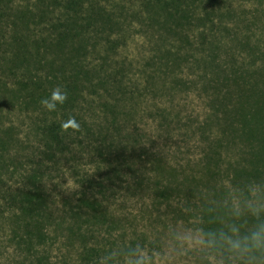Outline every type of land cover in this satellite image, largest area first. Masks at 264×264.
<instances>
[{
	"label": "trees",
	"instance_id": "1",
	"mask_svg": "<svg viewBox=\"0 0 264 264\" xmlns=\"http://www.w3.org/2000/svg\"><path fill=\"white\" fill-rule=\"evenodd\" d=\"M222 2L231 4L230 0H26L22 4L0 0V264H95L117 244L141 243L145 237L134 228L137 214L129 219L108 207L119 191L145 189L154 196L153 206L159 199L182 198L175 208L168 206L173 222L185 217L183 207L199 210L203 194L216 192L210 182L216 175L217 139L204 132L220 121L213 108L218 110L220 85L230 80L227 71L235 63L228 51L253 48L247 34L240 36L224 26L225 32L216 35L211 30L216 26L213 20L206 27L205 21L212 16L235 15L229 8L223 12L218 6ZM44 18L50 23V37L34 36L35 27L30 25ZM128 18L144 24L145 40L152 41L153 54L144 61L151 73L143 86L125 83L123 59H108L116 43L106 34ZM192 24L203 25L193 29ZM86 31L91 32L90 55L97 57V64L85 65L82 60L88 38L81 33ZM118 37L117 42L126 39ZM166 75L168 106H158L156 112L161 122L168 119V127L184 112L180 92L193 89L199 97L206 95L205 105L199 99L197 110L188 114L194 118L187 120L189 126L193 122L203 126L199 154L174 163L155 152L146 175V166L142 169L131 159L137 150L131 146L128 151L124 144L136 139L135 131L125 132H130L129 125L137 116L141 93L158 97ZM57 86L67 91L68 98L49 112L40 101ZM5 107L21 124L22 117L27 120L26 138L35 139L38 146L31 152L12 126H1ZM205 111L209 112L205 119L197 122ZM70 116L79 122L80 131H62L61 124ZM71 143L76 144V148L71 146L70 160L75 164L69 171L74 170L81 185L65 195L55 185L58 199H54L46 189L44 167L56 166ZM83 151L89 152L92 170L77 174L76 163L84 159ZM26 163L29 170L24 169ZM124 169L133 184L121 188ZM120 197L118 206L126 205L125 196Z\"/></svg>",
	"mask_w": 264,
	"mask_h": 264
},
{
	"label": "rangeland",
	"instance_id": "2",
	"mask_svg": "<svg viewBox=\"0 0 264 264\" xmlns=\"http://www.w3.org/2000/svg\"><path fill=\"white\" fill-rule=\"evenodd\" d=\"M25 1L16 0V3L22 4ZM108 1L110 0H104V2ZM230 1L231 4L222 2L218 6L225 13L228 11L227 8L235 10V15L223 19H220L219 15L212 16V19L208 20L209 24L205 21V25L209 28L213 20L216 26H213L211 30L216 35L219 32H225L224 26L229 32H237L240 36L247 34L250 45L253 48L252 50H248L242 47H234L228 51V54L233 56L235 63L233 69L228 68L227 71L230 75V80L222 82L220 85V104L218 110L215 111L213 108V114L219 116L220 121H217L212 128H207L204 132L205 136L209 132L217 139L215 143L218 154L215 165L216 175L214 180L210 182L215 187L217 193L222 190V185L228 181L236 184L249 178H264V0ZM29 2H33V0H29ZM239 8L244 10L243 14H239ZM251 11L252 13H250ZM49 24L46 18L41 19V22L38 24H31V28L35 27V32H32V34L39 37L49 36L51 33L47 32ZM201 25L192 24V27L195 29ZM145 32H147L146 27L144 24L139 23L138 19L128 18L119 28H116V31L107 32L106 34L112 43H116L108 56L109 61L110 56L124 60L121 64L124 63L126 67L125 83L132 84L136 82V84L140 83V86H143L142 83L145 76L151 73L149 66L144 65V61L152 56L153 51L151 48L153 46L151 45V40L150 42L148 40L146 42L145 38L147 37ZM81 34H84V37L89 40L85 44L86 52L82 58L84 64H97V57L92 54L90 55L91 32L86 31ZM119 34L126 39L117 42ZM165 47L168 48V44ZM41 50L44 51V48ZM128 63H131L130 67ZM41 72L44 73L42 68ZM163 73H166V71H163ZM178 73L176 72L177 75ZM163 85L164 89L157 90L156 94H159L158 97H154L146 91L141 93L142 96L139 98L141 103L136 106L137 116H135L134 122L129 125L128 131L130 132H125L133 133L131 132V128L135 131L133 134L136 136V139L125 140L124 144H127L128 151L131 146H134L137 152H139V154H136V152L131 159L142 169L143 166H146V175L149 168L147 164L151 162L150 160L153 158L151 155L155 152H162L164 158L174 163L181 162L186 156L192 158L199 154L200 143L198 138H200V133H202L200 128L203 126H199L194 122L192 126H189L187 120L188 116L194 118V115L188 114L191 110H197V106L199 105L198 100L202 101V99H206V95L203 94L199 97L193 89L180 92L178 98L181 106L184 108V112L180 118L170 122L171 127H168V119L166 122H161L160 115L156 112L158 106L162 108L168 106V75L164 77ZM152 103L155 107L152 106ZM201 103V106L205 105L204 101ZM9 110L5 107V111L3 112H6V115L2 116L3 120L1 122L3 124L1 126H12L16 130L17 138L22 143L25 139V146L31 152L37 144L34 143L35 139L28 140L26 138L27 120L22 117L24 122L21 124L18 119L19 117L13 116L11 109ZM149 111L152 113L156 112V114L150 115ZM208 111L211 110L209 109ZM208 113L207 111L202 114L195 113V115H200V117L196 115L199 118L197 122L203 121ZM204 144L206 145L205 142ZM73 145L75 146L76 144L74 143ZM73 145L71 143L70 148ZM72 148L66 150V153L59 158L60 161L56 166L44 167V171L47 169L45 176L46 189L51 198L58 199L56 189L62 190L63 195H65L68 193L73 194L77 190V187L80 188L81 183L78 181L74 170L69 171L72 164H75L70 161L73 158ZM179 150L182 152L181 156ZM186 150L188 152L184 153ZM174 153L175 156L173 155ZM82 154H84V159L80 163H76L78 166L77 174H83L92 170L88 157L89 152L83 151ZM135 155L138 156L135 157ZM35 158V161L39 159V157ZM24 169L29 170L30 164L26 163ZM124 173L125 177L120 183L121 188L126 187L127 184H133L132 180H130L131 177H129L130 173L125 169ZM201 189L203 190V188ZM119 192L120 195L108 204V207L129 219L135 217L137 214L134 228L145 237L141 241L145 245H149L155 236L162 235L167 225L173 222V218L170 220L171 215L168 213V206L175 208L179 202H183L182 198L179 199L177 196H173L169 201L159 199L156 206H153L152 201L154 196L149 195L145 189L136 190L134 193ZM120 196H125L126 205L118 206L122 202ZM56 202L58 204L59 200ZM189 209L191 208L189 207L186 211L183 207L185 217H178L175 222L195 223L196 217L189 213ZM196 210L195 207L194 211ZM139 236L142 238L141 235ZM55 255V252L50 254L52 257ZM51 260H54V258Z\"/></svg>",
	"mask_w": 264,
	"mask_h": 264
},
{
	"label": "clouds",
	"instance_id": "3",
	"mask_svg": "<svg viewBox=\"0 0 264 264\" xmlns=\"http://www.w3.org/2000/svg\"><path fill=\"white\" fill-rule=\"evenodd\" d=\"M67 98L57 86L40 103L54 112ZM80 127L74 116L61 124L65 133ZM202 200L199 210H188L195 223L170 222L149 245L117 244L95 264H264V178L225 182Z\"/></svg>",
	"mask_w": 264,
	"mask_h": 264
}]
</instances>
